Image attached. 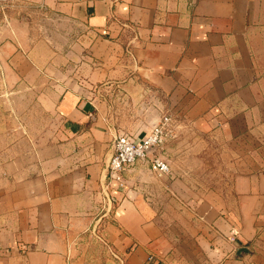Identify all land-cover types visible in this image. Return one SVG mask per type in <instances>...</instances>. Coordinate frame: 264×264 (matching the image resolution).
Instances as JSON below:
<instances>
[{
	"label": "crops",
	"instance_id": "crops-1",
	"mask_svg": "<svg viewBox=\"0 0 264 264\" xmlns=\"http://www.w3.org/2000/svg\"><path fill=\"white\" fill-rule=\"evenodd\" d=\"M26 7L45 10V25ZM16 10L0 17V99L44 91L59 127L30 164L9 157L0 130V264H249L264 235V0ZM164 115L216 137L233 171L163 189L137 161L111 182L114 137L139 140Z\"/></svg>",
	"mask_w": 264,
	"mask_h": 264
},
{
	"label": "rangeland",
	"instance_id": "rangeland-1",
	"mask_svg": "<svg viewBox=\"0 0 264 264\" xmlns=\"http://www.w3.org/2000/svg\"><path fill=\"white\" fill-rule=\"evenodd\" d=\"M4 12L7 15H14L20 11L14 6L6 8ZM21 13L30 17L32 21H41L42 25H45L48 17L45 10L37 11L30 7L22 9ZM75 58L78 62L79 58ZM3 93L6 94L5 91ZM9 93L5 100L0 99V130L7 134L5 144L10 143L9 157L20 158L30 164L35 157L46 155L48 143L58 130L59 123L44 102L42 96L44 91L16 89ZM174 125V130L160 152V155L169 162L170 170L160 175L154 172L150 163L145 160L143 164L146 171L142 175L150 181L144 182L168 189L171 187L172 179L180 178L192 189L196 185L197 188L202 186L205 189L218 184L226 178L228 171H233V168L225 166L223 150L219 148L216 137L196 135L193 128L178 122ZM248 253L251 255L249 264H264V235L256 240Z\"/></svg>",
	"mask_w": 264,
	"mask_h": 264
},
{
	"label": "built area",
	"instance_id": "built-area-1",
	"mask_svg": "<svg viewBox=\"0 0 264 264\" xmlns=\"http://www.w3.org/2000/svg\"><path fill=\"white\" fill-rule=\"evenodd\" d=\"M18 5V0H0V12ZM174 121L170 115L162 116L151 131L137 140L130 134L119 133L113 140V153L108 164V177L111 182H123V173L137 161L147 160L151 169L162 175L170 170V164L160 152L174 130ZM103 242L105 240L101 239ZM119 264H125L124 258L114 254Z\"/></svg>",
	"mask_w": 264,
	"mask_h": 264
},
{
	"label": "trees",
	"instance_id": "trees-1",
	"mask_svg": "<svg viewBox=\"0 0 264 264\" xmlns=\"http://www.w3.org/2000/svg\"><path fill=\"white\" fill-rule=\"evenodd\" d=\"M1 14H2V13H0V17H2V15H3V14H2V15H1ZM22 14H23V13H22Z\"/></svg>",
	"mask_w": 264,
	"mask_h": 264
}]
</instances>
